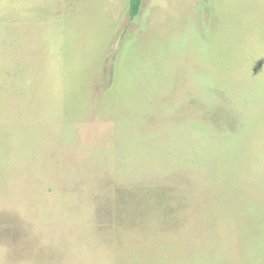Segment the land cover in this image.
Returning <instances> with one entry per match:
<instances>
[{"label":"rangeland","instance_id":"obj_1","mask_svg":"<svg viewBox=\"0 0 264 264\" xmlns=\"http://www.w3.org/2000/svg\"><path fill=\"white\" fill-rule=\"evenodd\" d=\"M0 0V264H264V0Z\"/></svg>","mask_w":264,"mask_h":264},{"label":"trees","instance_id":"obj_2","mask_svg":"<svg viewBox=\"0 0 264 264\" xmlns=\"http://www.w3.org/2000/svg\"><path fill=\"white\" fill-rule=\"evenodd\" d=\"M142 0H129L128 12L131 19H134L140 10Z\"/></svg>","mask_w":264,"mask_h":264}]
</instances>
